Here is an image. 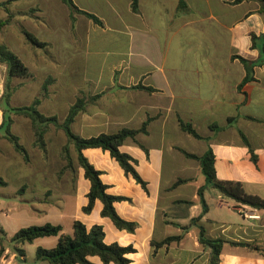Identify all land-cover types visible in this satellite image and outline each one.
Returning a JSON list of instances; mask_svg holds the SVG:
<instances>
[{
  "label": "crops",
  "instance_id": "1",
  "mask_svg": "<svg viewBox=\"0 0 264 264\" xmlns=\"http://www.w3.org/2000/svg\"><path fill=\"white\" fill-rule=\"evenodd\" d=\"M74 1L85 11L86 6L94 3L106 8L104 15L93 11L103 26L83 14H74L78 30L86 25V32L99 28L114 32L115 39H127V47L122 51L118 48L107 51L103 64L110 57L114 59L109 71L105 72L101 65L95 80L73 85V94L66 96V116L78 97L87 100L85 111L72 125L73 132L92 137L116 133L123 128L139 129L148 118L151 121L147 134H139L134 140L128 138L121 147L137 160L136 169L148 183V193L131 175H126L108 151L84 150L89 162L102 171L101 179L109 186L108 192L130 198L116 202L115 207L122 218L138 224L136 231L120 230L110 218L103 217L100 200L91 213L84 212L91 183L81 167H77L75 174L67 171L61 178L66 182L63 197L68 210L65 214L72 231L75 220L88 228L102 225L107 244L132 245L136 249L129 255L132 264H210L211 249L199 241L202 225L209 238L226 242L220 264H264V209L238 204L224 196L207 184L199 161L186 157L180 150L201 156L212 149L219 180L241 182L249 194L264 199V65L255 67V80L241 87L246 68L240 59L233 58L237 55L250 61L263 60L261 3L257 0L239 4H233L234 0H186L188 11L179 13V0H141L140 12L135 14L131 0ZM50 2L0 0V7H8L10 12L15 10L18 15L20 7L40 8L36 14L43 15L48 22ZM65 11L67 24L74 33L71 11ZM78 30L75 33L84 32ZM87 63L84 74H87ZM140 84L155 91L134 88ZM63 99L53 95L47 101L57 110ZM179 119L191 123L207 139H196L184 132ZM213 124L219 129H211ZM50 131L47 136H63L62 130L55 127ZM181 179L192 180L175 186ZM82 183H85L84 189ZM190 184L196 188L192 196L173 194L188 189ZM202 186L206 187L204 198L208 206L204 215L198 195ZM96 209L98 217L93 216ZM201 215L198 223L187 231L182 229ZM179 235H182L180 241L156 249L157 243ZM188 240L191 247H186ZM8 253L7 248L0 253L3 264H7ZM16 258L14 253L12 259ZM91 261L103 264L100 258L91 257Z\"/></svg>",
  "mask_w": 264,
  "mask_h": 264
},
{
  "label": "rangeland",
  "instance_id": "2",
  "mask_svg": "<svg viewBox=\"0 0 264 264\" xmlns=\"http://www.w3.org/2000/svg\"><path fill=\"white\" fill-rule=\"evenodd\" d=\"M86 7L88 9L86 11L91 13H94L93 11L102 15L106 13V8L96 3ZM33 9L35 8L20 7L17 10L18 15L14 12L15 10L10 12L8 7L6 9L0 7V20L11 17L10 22L0 32V43L7 45L15 52L29 67L32 74L29 78L13 79L12 86H18V89L12 96L11 104L15 107L30 105L40 95L45 80L52 77L54 83L50 86L51 96H62L64 98L62 105L56 110L53 103L47 101L48 98L43 101L44 105L41 104L40 111L45 115H55L63 121L66 117L65 98L73 94V85L88 82V79L95 80L98 76L97 69L101 65L105 72L109 71L114 59L110 57L103 64L105 53L114 48H118L119 51L125 50L127 39L122 37L115 39L114 32L101 28L86 32V25L80 29L84 32L75 33L78 30L76 22L74 25L71 22V29L74 31L71 33L65 11L69 9L62 0H51L49 3L48 22L46 17L37 15L36 12L39 11H33ZM22 28L47 42V48L34 47L21 32ZM97 52L102 53L97 55ZM86 62H88V68L87 74H84L83 68ZM5 79L6 66L0 64V98L4 92ZM12 118L14 120L12 131L20 137L21 143L29 151L30 162L27 163L0 133V176L8 182L7 187H0V249L2 246L9 249L6 256L7 264L11 261L13 264H48L37 260V248L39 246L54 247L58 237L41 238L33 243L27 242L20 245L19 247L25 251V258L15 251L17 244L12 241V238L23 227L42 225L47 222L61 223L65 231L71 233L72 227L69 224L70 219L65 214L68 209L63 197L66 187L65 178L61 179L55 175L64 164L60 155L67 137L63 131L61 138L48 134L49 154L45 159L39 148L34 145L35 138L30 119L17 114H13ZM2 120L3 113L0 110V123ZM50 128L52 131L54 126L51 125ZM78 129L79 124L74 127V131L77 132ZM81 188H85V183L81 184ZM195 189V186L190 184L188 189L178 190L173 194L192 196ZM48 211L50 212L47 214ZM93 216L98 217L97 209ZM191 246V240H188L186 247ZM14 253L17 255L15 260L12 259ZM94 259L99 260L98 257ZM0 264H3L1 254Z\"/></svg>",
  "mask_w": 264,
  "mask_h": 264
},
{
  "label": "trees",
  "instance_id": "3",
  "mask_svg": "<svg viewBox=\"0 0 264 264\" xmlns=\"http://www.w3.org/2000/svg\"><path fill=\"white\" fill-rule=\"evenodd\" d=\"M132 12L138 14L140 12V1L131 0ZM244 1L251 0H234L233 4H239ZM261 3L264 9V0H257ZM63 2L69 7L71 11V22L75 24L76 13L83 14L95 24L103 26V21L94 13L80 9L74 0H63ZM6 9V7H5ZM189 5L186 0H179L178 12L183 13L188 11ZM33 11H40V9H33ZM10 18L0 20V32L10 22ZM21 32L25 35L29 43L34 47L40 49H46L47 42L40 40L30 31L22 28ZM234 59L238 58L244 64L246 68V76L241 83V87L247 82L255 80L254 68L264 65L263 60L250 61L241 56H233ZM0 64L6 66V79L4 92L0 98V110L3 113V120L0 123V133L7 139L14 150L19 153L24 160L30 162V153L27 148L21 143V139L18 135L13 133L12 126L14 120L13 114L22 115L30 119L32 125V131L34 134V145L39 148L44 158H48L49 149L47 141V133L51 130V125L56 129L62 130L66 137L67 143L62 146L61 159L64 162L62 168L58 172V177L62 178L67 171L72 173L77 172V167H81L84 170V175L87 180L90 181L91 187L88 193V205L83 208L85 213H91L94 209L97 200L103 203L102 216L110 218L114 225L120 230H126L130 233H134L138 227L136 222L128 221L122 218L116 207L115 203L124 200H130L125 196H115L108 192L109 186L106 185L102 179V171L97 170L93 164H91L88 158L84 154L86 149L99 148L104 151H108L112 158H114L122 167L126 175H131L138 184L148 193V183L141 177L136 169L137 160L130 154L123 152L121 147L128 138L136 139L139 134H147L148 125L151 118L142 125L139 129L123 128L116 133H102L97 136L83 137L73 132L72 125L75 122L77 116L84 112L87 105L85 97H78L76 102L71 105L66 118L60 121L55 115H45L40 111V106L45 99L51 97L50 86L54 83L52 77H48L41 87V93L37 96L33 102L28 106L15 107L11 104L12 96L17 91L18 86H12L14 78H29L31 72L29 67L24 61L13 52L7 45L0 43ZM139 89H145L149 92L155 91L153 87H145L142 84L134 87ZM233 121V118L229 120ZM181 129L192 135L196 139H207L201 136V134L193 127L191 123H187L182 119H179ZM211 129L214 131L219 129L217 124L211 125ZM245 142L248 144L245 136L242 134ZM181 152L188 158L198 160L200 163L201 173L206 178L207 184H210L213 188L217 189L224 196L234 200L238 204H243L256 209H264V199L255 194H249L244 185L238 181H222L217 178L216 171V157L212 149L207 150L203 155L199 156L180 149ZM147 151V150H146ZM255 161L256 157L253 158ZM192 179H181L175 186L180 183L189 182ZM8 182L0 176V187H7ZM205 186H202L198 190V195L203 205L202 215L208 212V206L204 198ZM186 203H191L187 202ZM202 215L193 219L189 226L183 227L184 231H187L191 225L198 223L202 218ZM105 230L102 225H94L88 228L82 221L75 220L73 223L72 233L64 232V227L61 224H54L47 222L42 225H31L19 229L13 236L12 241L17 244L15 251L19 253V256L25 258L24 249L20 248L27 242L33 243L35 240L46 237H58L57 244L52 248H45L39 246L36 252V258L38 261L47 262L48 264H95L91 261V257H99L103 264H132V260L129 255L136 252V249L132 246H122L118 243L107 244L105 242ZM182 235L168 237L160 243L156 244V249L163 246H168L174 241H180ZM199 241L203 246L211 249L210 264H220L221 253L223 246L226 243L224 239H212L206 235V229L200 225V237ZM239 244V243H234ZM5 248L3 246L0 249V253H3Z\"/></svg>",
  "mask_w": 264,
  "mask_h": 264
},
{
  "label": "built area",
  "instance_id": "4",
  "mask_svg": "<svg viewBox=\"0 0 264 264\" xmlns=\"http://www.w3.org/2000/svg\"><path fill=\"white\" fill-rule=\"evenodd\" d=\"M243 213V212H242ZM248 216V215H247ZM250 218H259V216L249 215Z\"/></svg>",
  "mask_w": 264,
  "mask_h": 264
}]
</instances>
